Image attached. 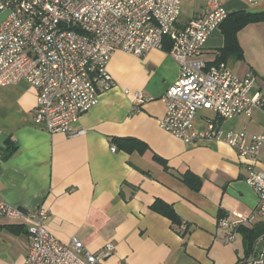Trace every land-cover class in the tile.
<instances>
[{
    "label": "crops",
    "instance_id": "obj_1",
    "mask_svg": "<svg viewBox=\"0 0 264 264\" xmlns=\"http://www.w3.org/2000/svg\"><path fill=\"white\" fill-rule=\"evenodd\" d=\"M205 1L181 0L175 26L182 27ZM220 1L228 14L264 10V0ZM6 15L0 11V21ZM235 38L241 57L224 48L219 25L202 49L204 61H224L241 77L251 71L264 89V20L245 24ZM170 46L166 38L164 50L143 56L116 50L107 65L115 85L80 116L77 126L84 132L72 137L34 123L37 91L25 79L0 86V198L25 210L43 206L52 234L63 242L76 236L103 264H236L247 255L243 230L261 222L255 217L240 225L233 241L219 226L232 212L243 217L255 212L257 194L246 177L258 163L222 140L186 143L159 126L165 112L160 97L179 76L178 64L165 51ZM134 91L141 92L143 103L134 104ZM206 110L197 112L196 128L215 116ZM262 123L263 112L256 109L221 126L251 136ZM114 138L121 147L135 139L146 148L116 147ZM258 161L264 162V147ZM160 203L186 223L184 234L156 210ZM28 226L23 218H0V264H23ZM110 242L113 249L103 254Z\"/></svg>",
    "mask_w": 264,
    "mask_h": 264
},
{
    "label": "built area",
    "instance_id": "obj_2",
    "mask_svg": "<svg viewBox=\"0 0 264 264\" xmlns=\"http://www.w3.org/2000/svg\"><path fill=\"white\" fill-rule=\"evenodd\" d=\"M0 11H7L0 21V86L25 79L37 91L34 123L69 137L84 132L77 126L80 116L115 85L107 65L116 50L143 56L164 50L169 39L165 51L178 64L179 76L160 97L165 112L159 126L186 143L222 140L240 157L258 163L260 168L246 177L257 194L255 212L246 217L232 212L219 226L233 241L243 223L255 217L264 223V162L258 161L264 147V89L257 87L253 72L241 77L224 61L207 64L202 57L207 39L228 15L220 0H206L179 28L181 0H0ZM133 98L135 105L144 101L139 91ZM202 109L215 116L196 128L194 118ZM256 109L263 112L260 132L249 136L245 129L222 128V120ZM110 148L115 150L113 144ZM47 216L43 206L25 210L0 198V218L29 222L23 264H103L76 236L63 242L52 234ZM113 247L107 243L103 254ZM236 264H264V230Z\"/></svg>",
    "mask_w": 264,
    "mask_h": 264
},
{
    "label": "trees",
    "instance_id": "obj_3",
    "mask_svg": "<svg viewBox=\"0 0 264 264\" xmlns=\"http://www.w3.org/2000/svg\"><path fill=\"white\" fill-rule=\"evenodd\" d=\"M264 20V10L262 11H246V10H240L236 12L229 13L227 17L224 19V21L220 24L222 27V31L224 33L225 37V45L224 48L227 50L236 51L237 56L241 57V50L237 44L235 33L236 31L244 26L245 24L249 22H255ZM115 142L116 147H121L119 142L116 140V138L113 139ZM127 144H124L125 146L121 147L126 150H131L133 148H137L138 150H144L146 148V145L138 140L135 139H128ZM9 149H13L14 145L12 143L8 142ZM189 177H185V180H187ZM156 210L161 212L162 214L166 215L172 222L173 229L178 232L179 234H184V229H181V222L179 220V217L174 212L173 208L165 203H160L158 206H156ZM181 223V224H180ZM186 227V223H185ZM264 230V223L260 222L256 224L252 229H244L243 233L246 237V245L245 250L247 254L251 251L253 242L255 238Z\"/></svg>",
    "mask_w": 264,
    "mask_h": 264
},
{
    "label": "rangeland",
    "instance_id": "obj_4",
    "mask_svg": "<svg viewBox=\"0 0 264 264\" xmlns=\"http://www.w3.org/2000/svg\"><path fill=\"white\" fill-rule=\"evenodd\" d=\"M206 115H212V112L209 110H206Z\"/></svg>",
    "mask_w": 264,
    "mask_h": 264
}]
</instances>
